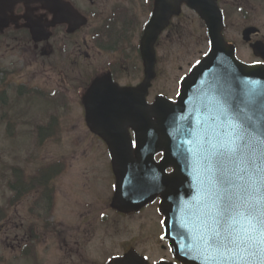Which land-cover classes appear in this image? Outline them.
Masks as SVG:
<instances>
[{
    "label": "rangeland",
    "instance_id": "obj_1",
    "mask_svg": "<svg viewBox=\"0 0 264 264\" xmlns=\"http://www.w3.org/2000/svg\"><path fill=\"white\" fill-rule=\"evenodd\" d=\"M145 1L142 0L144 6ZM258 2L250 0L252 12L249 20L253 24L264 22V14H257ZM219 5L225 16L226 40L235 43L239 58L248 60V49L241 38L244 25L242 1L219 0ZM137 11L139 24L147 14L144 15L139 6ZM184 16L187 18L185 29L173 36L174 40L167 44L168 47L163 42L166 39H161L157 50V77L151 89L153 93L148 98L150 100L159 89L168 90L169 96L173 97L174 92L170 91L173 87L175 89L177 78L208 49L203 21L199 23V18L188 10H185ZM135 39L133 36L132 42ZM7 41L9 46L0 36V91L8 95V104L0 106V264H60V260L64 261L62 241L67 234L68 237L74 234L75 239H81L85 226L89 231L85 236L87 246H83V254L88 258L97 255L105 239L113 247L117 246L118 240L141 242L139 250L149 247L156 234L153 230L156 226L149 214L144 213L145 217L141 219L128 216L130 218L122 223L119 216L106 210L112 195L111 181L106 180L109 177L107 149L86 127L83 108L79 105L78 85L83 80H68L69 87H62L66 81L58 78L56 72L66 69V65L59 64V59L42 56L40 50L33 51L27 46H32L28 39L25 43L21 42L20 50L12 49L15 41ZM80 60L82 62L83 58ZM134 61L136 74L131 75L133 68L129 65L122 66L121 73L116 76L121 83L135 84L142 78L140 60L137 58ZM84 62L91 63L90 67H86V74L102 66L98 64L99 60L84 59ZM14 90L22 94L15 95ZM36 124L44 128L40 136L35 134ZM35 138L40 139L39 144H36ZM50 163H54L59 170L55 172L54 180L52 175L53 181L37 182L22 198L15 200L10 186L5 184L10 169L20 167L22 175H36L42 166ZM43 173L40 172L39 176H46ZM46 193V197L51 196L49 204L46 198L41 199V194ZM100 215L109 216V220H100ZM71 216L82 230L70 231L72 224L68 223L72 221L69 219ZM46 217L49 219L46 220ZM155 218L158 219L156 214ZM41 220L43 223H40ZM140 230L144 237H141Z\"/></svg>",
    "mask_w": 264,
    "mask_h": 264
},
{
    "label": "water",
    "instance_id": "obj_2",
    "mask_svg": "<svg viewBox=\"0 0 264 264\" xmlns=\"http://www.w3.org/2000/svg\"><path fill=\"white\" fill-rule=\"evenodd\" d=\"M55 1L0 0V19L19 2H40L52 10ZM181 1L205 22L210 50L182 80L176 102L157 97L153 104H147V88L155 75L152 44ZM156 5L141 40L144 80L137 87H119L109 78L96 79L84 98L86 121L90 130L104 139L112 158L117 176L113 206L126 212L139 210L151 199L152 191L144 185H150L154 175L159 177L160 182L154 183L159 187L156 193H161L166 237L174 254L185 264H210L192 231L205 195L197 145L210 139L220 126L219 113L225 102L243 110L237 112V119L247 123L245 114L251 117L257 138L264 136V64H245L236 58L234 46L224 41L223 14L216 0H156ZM251 32L245 30L244 39ZM251 46L264 59L258 43ZM128 126L135 133L134 147ZM157 152L164 154L159 163L152 159ZM167 167L173 168L172 173L164 172ZM111 264L146 262L129 253ZM248 264H264V253L251 258Z\"/></svg>",
    "mask_w": 264,
    "mask_h": 264
},
{
    "label": "flooded vegetation",
    "instance_id": "obj_3",
    "mask_svg": "<svg viewBox=\"0 0 264 264\" xmlns=\"http://www.w3.org/2000/svg\"><path fill=\"white\" fill-rule=\"evenodd\" d=\"M243 5L244 12V25L242 31L245 29H253V31L248 35L247 40L244 41V45L248 49V60H243L246 63H264V60L261 59L260 55L251 49L252 44L258 43L259 49L263 50L264 56V22L260 24H253L249 20L250 14L252 12V6H250V0H241ZM140 7L143 14L146 15V19L138 24L137 19V7ZM156 0H146L145 6L142 3V0H56L52 5V11L49 13L44 10L40 4H31L26 6L24 3H20L14 7V9L7 13V16H4L2 19L4 27H0V36L4 38L9 46L10 43L7 41H15L12 45V49L20 50L21 42L25 43V40L28 39L29 43H32V46L27 45L33 51L40 50L41 55L53 56L55 60H60L59 64L66 65V69L56 72L58 78H63L66 81V85L62 87L68 88L69 82L83 80L79 83L80 87V103L81 108H83L84 121H86V109H85V95L89 91L90 86L96 79H106L109 78L114 83H117L120 87H135L143 79V67H142V78L135 84L131 83H121L119 79L116 78L118 74L121 73L122 66L129 65L133 69L132 74H136L137 65L134 60L137 58L141 59V40L144 35V28L147 22L152 20V16L155 12ZM185 10L191 12L195 17H198L197 14L192 11L186 4L181 1L179 3L178 12L173 14L167 25L161 29L157 35L155 41L152 44V50L155 49V58L156 66L159 64V58L157 50L162 42V37L166 39L164 42L165 45H169L170 41H173V36L179 30H184L186 27L187 18H185ZM259 16L264 14V0H259L258 2V11ZM199 18V17H198ZM201 23V19H198ZM30 30H32L37 41L32 40ZM49 34L48 41H42V36ZM133 36L136 37L135 41L132 42ZM43 43H46L45 46H42ZM167 45V47H168ZM26 45L24 44V47ZM47 46V47H46ZM167 47L164 49L166 51ZM49 48V50H46ZM30 50V49H29ZM91 50L93 51L91 53ZM166 53V52H165ZM93 54V56H90ZM202 56L198 57L194 62H192L185 73H182L176 80L175 89L173 87L172 91L174 96L170 97L168 90L159 89L153 98L148 99L149 96L153 93V82L149 87L146 100L148 104H152L157 96H164L168 98L175 99L177 97L180 81L181 79L190 71L193 65L201 59ZM80 58H83L82 62ZM53 59V58H52ZM85 60L94 59L96 62L99 60V65H102L99 69H96L92 73L86 74V67H90L91 63H85ZM53 68V67H52ZM69 68V71H68ZM181 68V66H179ZM83 69V70H82ZM54 70V68H53ZM119 80V81H118ZM87 123V122H86ZM128 135L131 138V141L134 143L135 133L133 129L127 127ZM89 133L94 136L99 142L105 145V142L98 136ZM107 159L109 161L108 171L109 177L106 178L111 181L112 195L110 197V202L108 203L109 208L107 211H111V214L119 216L123 222L126 218L139 217L140 219L144 216V213L150 215L151 220L156 227H153L155 231V239L153 244L149 247H145L142 250H139L138 244L134 240H118L117 246L108 245L107 239L105 242L102 241L101 249L97 250V255L94 258L86 257V254H83L85 251L83 246H87L86 238L88 228L82 230L79 228L76 223H74V216H71L69 219H72L68 224H72L71 230L80 231L84 237L81 239L76 238L74 234L70 237L64 238L62 241V251L64 253V261H59L60 264H108V262L113 257L124 256L129 251H135L140 255L144 256L149 264H156L160 261H172L176 262L171 254V249L169 246L168 240L163 237V214L160 211V195L155 197L153 201L148 203L138 212H126L121 211L115 208L111 202L115 187L117 185L116 174L113 172L112 165L110 162V156L106 153ZM136 155H132L135 157ZM155 161H159L163 154H153L152 155ZM170 169H165V172H169ZM46 173V181H50L52 175L55 176V172L59 170H49ZM35 182L30 180L28 182ZM52 188L50 187L49 190ZM41 199L46 198L47 202H50L51 197L47 193L46 195L41 194ZM146 214V215H147ZM155 214L158 216V219L155 218ZM40 218H42L40 216ZM49 218L46 217V220ZM100 220H109V216L105 217L100 215ZM43 223V220L40 221ZM75 226H74V224ZM143 222L142 224H144ZM143 230V229H142ZM141 237H144L143 232L140 230ZM142 245V244H141ZM152 248V250L150 249ZM153 253L155 256L151 255ZM157 253H161L159 256ZM99 262V263H97Z\"/></svg>",
    "mask_w": 264,
    "mask_h": 264
},
{
    "label": "snow or ice",
    "instance_id": "obj_4",
    "mask_svg": "<svg viewBox=\"0 0 264 264\" xmlns=\"http://www.w3.org/2000/svg\"><path fill=\"white\" fill-rule=\"evenodd\" d=\"M238 111L225 102L220 126L197 145L205 195L192 231L210 264H248L264 253V136Z\"/></svg>",
    "mask_w": 264,
    "mask_h": 264
},
{
    "label": "trees",
    "instance_id": "obj_5",
    "mask_svg": "<svg viewBox=\"0 0 264 264\" xmlns=\"http://www.w3.org/2000/svg\"><path fill=\"white\" fill-rule=\"evenodd\" d=\"M0 95H1V92H0ZM14 169H19V168H14ZM16 178H19V177H18V174H16ZM14 187L20 189V184H15ZM22 187H23V186H22Z\"/></svg>",
    "mask_w": 264,
    "mask_h": 264
}]
</instances>
